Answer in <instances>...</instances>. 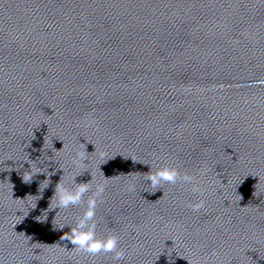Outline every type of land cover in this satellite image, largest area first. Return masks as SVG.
<instances>
[{"label":"water","instance_id":"1","mask_svg":"<svg viewBox=\"0 0 264 264\" xmlns=\"http://www.w3.org/2000/svg\"><path fill=\"white\" fill-rule=\"evenodd\" d=\"M261 79L264 0H0V264H264ZM100 184L122 261L61 240Z\"/></svg>","mask_w":264,"mask_h":264},{"label":"clouds","instance_id":"2","mask_svg":"<svg viewBox=\"0 0 264 264\" xmlns=\"http://www.w3.org/2000/svg\"><path fill=\"white\" fill-rule=\"evenodd\" d=\"M255 86L264 87V79L256 81ZM85 159V153H77V158L73 161V163L79 166V164H82ZM131 159L133 162H137L135 159ZM145 179L150 181L151 187L156 191L161 187L162 183L175 185L179 181L181 183L191 185V190L193 192L202 193V189L200 188L199 184L195 182V177L187 173L181 174L178 168L170 165H164L157 168L155 171L150 170L148 173H145ZM23 181L25 183L30 182L31 175H24ZM46 181L49 183L47 179ZM89 189L90 182L79 183L74 190H70L58 183L56 185L54 195L57 200L56 208L67 209L70 206L81 204L84 195L89 192ZM134 189V185H129V191H133ZM104 191L105 186L103 184H100L96 187L95 192H93L92 196H90L87 200V207L83 214L77 218L75 226L69 225L70 232L64 233V235L61 237V240L70 242L71 245H73L72 249H74L76 252L86 253L90 256L111 253L114 262L122 261L126 256V250L120 247L119 237L115 234H109L106 237L100 238L97 237L96 234V208L98 202L102 201ZM156 191L151 193H155ZM189 206L193 211H199L205 207V201L201 199L197 203L191 204Z\"/></svg>","mask_w":264,"mask_h":264}]
</instances>
